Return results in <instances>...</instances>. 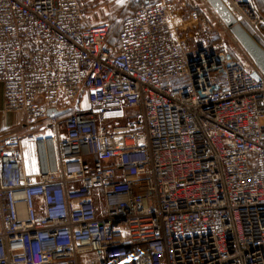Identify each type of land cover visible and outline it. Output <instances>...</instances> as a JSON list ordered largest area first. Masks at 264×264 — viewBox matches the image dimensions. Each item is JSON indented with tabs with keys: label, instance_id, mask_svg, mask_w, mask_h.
Masks as SVG:
<instances>
[{
	"label": "built area",
	"instance_id": "1",
	"mask_svg": "<svg viewBox=\"0 0 264 264\" xmlns=\"http://www.w3.org/2000/svg\"><path fill=\"white\" fill-rule=\"evenodd\" d=\"M83 1L0 0V264H264V75L206 0L147 1L113 46Z\"/></svg>",
	"mask_w": 264,
	"mask_h": 264
},
{
	"label": "rangeland",
	"instance_id": "2",
	"mask_svg": "<svg viewBox=\"0 0 264 264\" xmlns=\"http://www.w3.org/2000/svg\"><path fill=\"white\" fill-rule=\"evenodd\" d=\"M156 1V0H150ZM259 11L264 15V0H255ZM143 0H84L83 4L87 9L89 21L93 24H108L111 27L109 43L114 42L115 35L120 29L123 21L131 16L134 11L141 7ZM242 49V47H241ZM236 58L240 62L249 66L251 61L247 53L242 50H235ZM124 122V121H121ZM86 258L81 259V263L85 264ZM64 262H48L47 264H59Z\"/></svg>",
	"mask_w": 264,
	"mask_h": 264
},
{
	"label": "water",
	"instance_id": "3",
	"mask_svg": "<svg viewBox=\"0 0 264 264\" xmlns=\"http://www.w3.org/2000/svg\"><path fill=\"white\" fill-rule=\"evenodd\" d=\"M223 23L230 29L231 33L238 40L243 50L250 57L254 65L264 75V47L259 41L234 17L229 8L222 0H206ZM64 112L54 109L48 111V116H60Z\"/></svg>",
	"mask_w": 264,
	"mask_h": 264
},
{
	"label": "crops",
	"instance_id": "4",
	"mask_svg": "<svg viewBox=\"0 0 264 264\" xmlns=\"http://www.w3.org/2000/svg\"><path fill=\"white\" fill-rule=\"evenodd\" d=\"M144 2L150 0H143ZM157 1V0H156ZM261 37L257 38L264 47V25L261 28ZM23 115L7 113L4 111L3 89L0 85V137H6L23 132ZM26 172L35 173L38 170L36 153L33 144H27L25 148ZM65 264V263H59ZM82 264V263H81Z\"/></svg>",
	"mask_w": 264,
	"mask_h": 264
},
{
	"label": "trees",
	"instance_id": "5",
	"mask_svg": "<svg viewBox=\"0 0 264 264\" xmlns=\"http://www.w3.org/2000/svg\"><path fill=\"white\" fill-rule=\"evenodd\" d=\"M145 3V2H144ZM138 8H140V7H138ZM137 8V9H138ZM136 9V10H137ZM135 10V11H136ZM134 11V12H135ZM121 26H122V24H121ZM121 26H120V29H121ZM252 35H253V33L251 32V30L247 27V26H245V25H243ZM120 29L118 30V32H117V34L115 35V40H114V42H112V43H109V39H110V34H112V32H111V27H110V32H109V37H108V44L110 45V46H113L115 43H116V41H117V36H118V33H119V31H120ZM254 36V35H253ZM255 37V36H254ZM256 38V37H255ZM257 39V38H256ZM258 40V39H257ZM259 41V40H258ZM259 43H260V41H259ZM261 44V43H260ZM262 45V44H261Z\"/></svg>",
	"mask_w": 264,
	"mask_h": 264
}]
</instances>
